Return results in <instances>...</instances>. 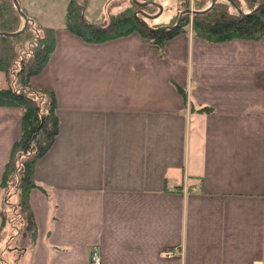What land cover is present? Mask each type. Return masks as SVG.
<instances>
[{
    "label": "crops",
    "instance_id": "1",
    "mask_svg": "<svg viewBox=\"0 0 264 264\" xmlns=\"http://www.w3.org/2000/svg\"><path fill=\"white\" fill-rule=\"evenodd\" d=\"M19 1L55 30L30 85L55 95L59 133L35 167L36 239L0 242V264H264V38L90 43L66 26L70 0ZM23 112L0 106V226Z\"/></svg>",
    "mask_w": 264,
    "mask_h": 264
},
{
    "label": "trees",
    "instance_id": "2",
    "mask_svg": "<svg viewBox=\"0 0 264 264\" xmlns=\"http://www.w3.org/2000/svg\"><path fill=\"white\" fill-rule=\"evenodd\" d=\"M201 1L203 0H194V4L199 6L196 8L198 11L204 10L212 0H204L209 1L205 7ZM234 1L241 9H244L243 1L247 2L250 11L258 4L264 3V0ZM183 4L186 5L184 9L190 8V0ZM80 6L82 5L78 0H70L66 26L87 42L103 43L137 31L150 39L152 45L160 52L163 51L165 42L180 34L190 20V14H186L178 28L150 32L134 17L132 9H126L113 15L108 24L95 25L84 17L83 8ZM230 9L233 8L229 3L218 1L208 12L194 15L192 27L196 35L214 42L235 38L254 40L264 38V8L246 16H241L234 12V9V11ZM22 26L23 18L13 0H0V32H17ZM24 39H28L27 42L30 43L29 52L26 51L27 45L25 48L19 47V41ZM13 40L16 41L15 45H12ZM55 46V30L42 28L31 18L27 29L21 35L0 36V73H5L10 80L8 88L0 89V106H19L24 111L22 136L13 145L2 179L1 186L5 192L0 226L1 243L10 238L14 239L16 231L19 232L17 236L26 234L33 241L37 236L38 227L29 197L33 189L41 188L35 181V167L52 148L59 133V120L55 95L34 89L30 85V79L46 66ZM16 65L20 66L19 69ZM46 98L49 100L48 104L44 102ZM13 190L18 194L17 202L10 201Z\"/></svg>",
    "mask_w": 264,
    "mask_h": 264
},
{
    "label": "rangeland",
    "instance_id": "3",
    "mask_svg": "<svg viewBox=\"0 0 264 264\" xmlns=\"http://www.w3.org/2000/svg\"><path fill=\"white\" fill-rule=\"evenodd\" d=\"M78 1H79V4L82 5L80 7L83 8L82 13H83L84 17L89 22L95 23V24H97L98 22H99V24L104 23L103 21L100 20L101 19L100 17L103 16V13H104V15H106V12H107V15L110 16V14H111L110 12L112 11L113 8H117L118 11L121 9H123L122 11H124L126 9H132L133 14H134V12H136L140 9H143L145 12L152 14V15H155L159 12V9L153 5H149L147 7H140V6L136 5L132 0H123L121 2H119L120 0H112L115 3H113V7H111V6L108 7V10H106L104 7L108 0H78ZM139 1H144V0H139ZM146 1H149V0H146ZM151 1L158 2L164 6V12L160 16V17H162V22L168 23V25H174L177 22V19H178L177 17L179 15V12L185 10L184 8L186 5L183 4V2H186L187 0H151ZM201 2H204V7L207 6V3H209V1H204V0ZM248 6L249 5L247 4V2L243 1L242 7L244 8L245 11H250V8ZM21 8H22V6H21ZM190 8L193 10H196V8H199V6H196L194 4V0H190ZM230 10L234 11L233 9H230ZM122 11H120V12H122ZM120 12H118V13H120ZM234 12H236V11H234ZM152 21H150V22H152ZM192 21H193V15H190L189 24L185 28H188V27L191 28L192 27ZM23 24H24V21H23ZM27 40L28 39H24V41L23 40L19 41L20 46L19 45L18 46L20 48H22V47L25 48L27 45L28 48H26V51L29 52V50H31V47H29L30 43H28ZM15 44H16V41L13 40L12 45H15ZM23 51H25V50H23ZM16 67H18V65H16ZM19 67H18V69H19ZM14 70H13V72H14ZM0 75H2V74H0ZM2 77L4 79L3 81H5V82L10 81L7 79L5 73H4V76H2ZM0 84H1V80H0ZM0 88H2V87H0ZM44 102H45V104H48L49 103L48 98H46L44 100ZM12 200H14V196L10 197V201H12ZM10 233L12 234V232H10ZM19 237H21V234L19 235ZM4 250H6V249H4ZM171 250L172 249H169L168 251H171ZM166 253H168L167 251L165 252V255L168 256ZM173 256H176V255H173ZM173 256H168V257H173Z\"/></svg>",
    "mask_w": 264,
    "mask_h": 264
},
{
    "label": "water",
    "instance_id": "4",
    "mask_svg": "<svg viewBox=\"0 0 264 264\" xmlns=\"http://www.w3.org/2000/svg\"><path fill=\"white\" fill-rule=\"evenodd\" d=\"M132 1L140 7H147L149 5H153L159 9V12L155 15H152V14L145 12L143 9H140V10L134 12V17L150 32H159L162 30L176 29L180 26L184 15H186V14L198 15V14L206 13L209 10H211L218 1H225V2L229 3L231 5V7L241 16H246L249 14L257 13L261 9L264 8V3H260L257 5V7L253 11H245L244 9H241L240 7H238V5L236 4V2L234 0H212L210 2V4L204 10L198 11V10H193V9L189 8V9H185V10L181 11L179 14V17L177 19V22L174 25H163L160 27H153L150 25L149 21H152V20L159 18L164 12V6L158 2L151 1V0L142 1V2L139 0H132ZM13 3L15 5L18 13L20 14V16L23 18L24 24H23L22 28L17 32H0V36H2V37H17V36L21 35L27 29L29 21H30L28 15L21 8L19 0H13Z\"/></svg>",
    "mask_w": 264,
    "mask_h": 264
},
{
    "label": "built area",
    "instance_id": "5",
    "mask_svg": "<svg viewBox=\"0 0 264 264\" xmlns=\"http://www.w3.org/2000/svg\"><path fill=\"white\" fill-rule=\"evenodd\" d=\"M168 253H166L168 256H173V255H179V251L178 248H174L171 251H167ZM100 257L97 253H93L91 255V259H90V264H100ZM258 264V263H256Z\"/></svg>",
    "mask_w": 264,
    "mask_h": 264
}]
</instances>
